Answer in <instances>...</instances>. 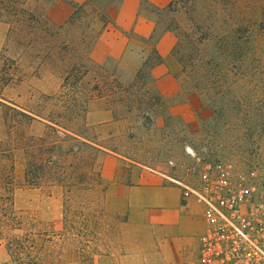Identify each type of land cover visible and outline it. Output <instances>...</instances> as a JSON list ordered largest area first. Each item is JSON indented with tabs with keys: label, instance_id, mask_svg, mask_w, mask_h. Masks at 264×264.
Segmentation results:
<instances>
[{
	"label": "rangeland",
	"instance_id": "1",
	"mask_svg": "<svg viewBox=\"0 0 264 264\" xmlns=\"http://www.w3.org/2000/svg\"><path fill=\"white\" fill-rule=\"evenodd\" d=\"M39 137L63 171L29 185ZM142 172L264 196V0H0V264H120L149 236Z\"/></svg>",
	"mask_w": 264,
	"mask_h": 264
},
{
	"label": "crops",
	"instance_id": "2",
	"mask_svg": "<svg viewBox=\"0 0 264 264\" xmlns=\"http://www.w3.org/2000/svg\"><path fill=\"white\" fill-rule=\"evenodd\" d=\"M147 1L159 8L170 3V0ZM151 34L152 28L147 27L142 36L149 37ZM171 40L170 33L160 37L158 51L161 55V47ZM101 117L109 121L111 114L107 111L88 114V120L93 125L101 122L97 119ZM92 119L95 122H91ZM132 176L140 180L154 179L147 192L142 187L138 189V200L134 197L137 183L130 187L133 189L130 201L140 203L152 217L149 223H133L134 227L147 230L149 236L143 239L137 237L138 241L134 242L136 246L120 255V264H220L203 247L202 237L209 225L207 208L197 201L196 195L191 192L192 188L189 189L172 177L163 175L160 178L152 172L133 173ZM140 183L144 185V182Z\"/></svg>",
	"mask_w": 264,
	"mask_h": 264
},
{
	"label": "built area",
	"instance_id": "3",
	"mask_svg": "<svg viewBox=\"0 0 264 264\" xmlns=\"http://www.w3.org/2000/svg\"><path fill=\"white\" fill-rule=\"evenodd\" d=\"M207 208L204 249L220 264H264V196L218 179L211 188L192 189Z\"/></svg>",
	"mask_w": 264,
	"mask_h": 264
},
{
	"label": "trees",
	"instance_id": "4",
	"mask_svg": "<svg viewBox=\"0 0 264 264\" xmlns=\"http://www.w3.org/2000/svg\"><path fill=\"white\" fill-rule=\"evenodd\" d=\"M9 111L11 112L13 119L12 122L15 124H27V125H38L42 126L46 130H50L52 133L58 134L60 129H65V127H61L57 121L49 114H44L42 111H35L34 109H19L15 106H8ZM48 136V135H46ZM63 139L62 141H64ZM39 143L34 144V153H32L31 159L27 162V176L32 180L27 182V184L32 185L33 181L38 179L43 172L50 171L53 175H57L58 172L63 171V164H59L57 159H55L52 155L54 150L56 149L57 140H53L52 142H47L46 137H39ZM65 142V141H64ZM48 145V146H46ZM57 148L56 150H59ZM45 153V158L42 157V154ZM13 169V166L11 167ZM96 177L100 179L99 174L95 171ZM55 176L51 178H56ZM70 187L72 184L69 185Z\"/></svg>",
	"mask_w": 264,
	"mask_h": 264
}]
</instances>
